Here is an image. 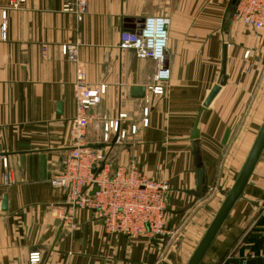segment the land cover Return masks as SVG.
Segmentation results:
<instances>
[{
  "label": "crops",
  "instance_id": "crops-1",
  "mask_svg": "<svg viewBox=\"0 0 264 264\" xmlns=\"http://www.w3.org/2000/svg\"><path fill=\"white\" fill-rule=\"evenodd\" d=\"M13 1L0 0V264H31L33 252L39 264H186L264 122V30L227 21L232 0H89L81 19L67 0ZM150 16L171 20V77L144 125L157 63L118 43ZM65 45L75 46L90 87L106 85L87 142L106 150L107 171L136 163L168 183V235L109 234L94 210L70 208L67 190L51 184L74 145L77 64ZM225 46L226 82L203 108L221 81ZM120 114L128 137L105 145L103 119ZM66 211L74 229L59 217ZM201 264H264V153Z\"/></svg>",
  "mask_w": 264,
  "mask_h": 264
},
{
  "label": "built area",
  "instance_id": "built-area-1",
  "mask_svg": "<svg viewBox=\"0 0 264 264\" xmlns=\"http://www.w3.org/2000/svg\"><path fill=\"white\" fill-rule=\"evenodd\" d=\"M24 1L15 0L13 6ZM65 8L81 19L88 11L89 0H67ZM233 15L249 28L264 30V0H236ZM170 23L168 17L150 16L145 19L140 33L129 30L120 33L118 47L122 51L132 50L137 57L153 59L157 63L154 83L150 86L151 94L145 100L144 125L149 122L150 105L165 93L166 81L171 77V70L165 65ZM4 36L1 31L0 37ZM62 52L77 64L74 82L76 116L71 130L74 145L66 154L62 171L52 177L51 184L67 190L70 208L94 210L109 234L154 239L168 235L170 188L166 181L148 178L136 163L120 165L111 171L105 167L99 172L93 170L107 160L106 150L93 148L86 139L88 126L94 119L90 111L101 101L106 85L98 88L89 86L87 73L79 64L74 45L63 46ZM124 117L125 114H120L116 119H103L105 145L111 142L112 137L116 143L126 140L128 133L121 128ZM131 131L135 133L136 126ZM59 217L64 225L75 228L71 212L61 213ZM41 260L40 252L29 256L31 264H39Z\"/></svg>",
  "mask_w": 264,
  "mask_h": 264
},
{
  "label": "water",
  "instance_id": "water-1",
  "mask_svg": "<svg viewBox=\"0 0 264 264\" xmlns=\"http://www.w3.org/2000/svg\"><path fill=\"white\" fill-rule=\"evenodd\" d=\"M236 0H232L231 2V10L227 13L226 20L230 21L233 13V7ZM140 24L135 29H128L131 32H141V28L143 27L144 21H139ZM227 46L224 47V53H223V61H222V78L220 83L213 86L210 93L208 94L204 104L203 108L210 105V103L213 101V99L216 97L218 92L221 89V86L225 84L226 82V61H227ZM135 91V94L137 97H143L144 96V88L135 86L133 87V92ZM199 119H197L191 139L193 140V144H196V140L199 138L200 132L198 129V122ZM114 138V142H115ZM264 153V122L259 130V133L255 139V142L248 154V157L237 177L235 180L233 186L225 196L223 202L221 203L220 208L218 209L217 213L213 217L212 221L210 222L209 226L207 227L204 235L202 236L201 240L197 244L196 248L194 249L193 253L191 254L189 260L186 264H201V261L203 260L204 256L208 252L209 248L211 247L213 241L219 234L220 230L222 229L224 223L226 222L227 218L229 217L230 213L232 212L235 205L238 203V201L243 197L244 190L249 183V180L259 162L261 159L262 154ZM198 155V153H197ZM199 160V166L201 167L200 158L198 156ZM105 167V162L100 163V167L97 169L94 167V171H101ZM6 201L4 202L5 207ZM62 228V227H61Z\"/></svg>",
  "mask_w": 264,
  "mask_h": 264
},
{
  "label": "rangeland",
  "instance_id": "rangeland-1",
  "mask_svg": "<svg viewBox=\"0 0 264 264\" xmlns=\"http://www.w3.org/2000/svg\"><path fill=\"white\" fill-rule=\"evenodd\" d=\"M234 8V7H233ZM232 13H233V10H232Z\"/></svg>",
  "mask_w": 264,
  "mask_h": 264
}]
</instances>
